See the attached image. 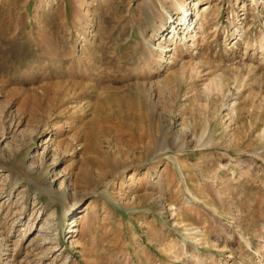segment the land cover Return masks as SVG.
I'll return each instance as SVG.
<instances>
[{
	"label": "rangeland",
	"instance_id": "obj_1",
	"mask_svg": "<svg viewBox=\"0 0 264 264\" xmlns=\"http://www.w3.org/2000/svg\"><path fill=\"white\" fill-rule=\"evenodd\" d=\"M198 1L0 0V264H264V0Z\"/></svg>",
	"mask_w": 264,
	"mask_h": 264
},
{
	"label": "bare ground",
	"instance_id": "obj_2",
	"mask_svg": "<svg viewBox=\"0 0 264 264\" xmlns=\"http://www.w3.org/2000/svg\"><path fill=\"white\" fill-rule=\"evenodd\" d=\"M200 1H202V0H199L198 2H200ZM188 15H189V14H187V11H185V12L183 13L182 17L180 18V20H178V22L181 21V23H183L182 26L186 25L185 22L188 21V24H187V26L184 28V30H187V29H188V26H190V22H189V20H187ZM169 24H170L169 28L171 29L170 32H169V35H171L169 39H170V41H172V40L174 39V37H175L177 34H179V32L177 31L179 25H178V26H174L173 18H170ZM172 42H173V41H172ZM171 44H172V43H171ZM263 46H264V42L261 41V44L259 45V49L262 48ZM263 48H264V47H263ZM50 198H52V197H50ZM50 204H53V202H50ZM73 222H74V221H73ZM41 230H42V229H41ZM72 232H74V231H72ZM72 232H70V234H71ZM37 236H38V235H37ZM44 237H45V235H44V236H41V238H40V239L42 240V243H41V244L47 246L48 243L50 244V241H49V239H45L46 237H45V238H44ZM71 240H72V239H71ZM52 242H53V241H52ZM56 251H57V250H56L55 248H50V249H48V251H46L45 256H48V255H50V254H55ZM43 253H44V252H43ZM43 253H42V254H43Z\"/></svg>",
	"mask_w": 264,
	"mask_h": 264
}]
</instances>
